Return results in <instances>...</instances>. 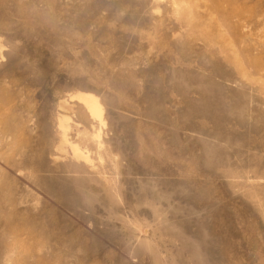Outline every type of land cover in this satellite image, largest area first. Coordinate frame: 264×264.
<instances>
[{
	"label": "rangeland",
	"instance_id": "rangeland-1",
	"mask_svg": "<svg viewBox=\"0 0 264 264\" xmlns=\"http://www.w3.org/2000/svg\"><path fill=\"white\" fill-rule=\"evenodd\" d=\"M0 264H264V0H0Z\"/></svg>",
	"mask_w": 264,
	"mask_h": 264
},
{
	"label": "bare ground",
	"instance_id": "bare-ground-1",
	"mask_svg": "<svg viewBox=\"0 0 264 264\" xmlns=\"http://www.w3.org/2000/svg\"><path fill=\"white\" fill-rule=\"evenodd\" d=\"M157 1V0H156ZM155 2V1H154ZM71 100H75L78 102L82 108L84 109L85 113L87 114L88 118L92 120L93 122H96L98 126H103V108L102 105L99 102V98L90 92H75L74 94H71L69 97ZM104 127V126H103ZM57 129L59 131L60 135V141L67 146L71 152L72 157L76 161H82L84 164H90V157L86 155V153H83L77 146L70 143L67 139V126H66V120L64 118H59L57 121ZM93 138L92 141L95 142L96 149L98 150V157H100L99 153L101 150V141H100V133L99 128L94 132L91 136Z\"/></svg>",
	"mask_w": 264,
	"mask_h": 264
}]
</instances>
